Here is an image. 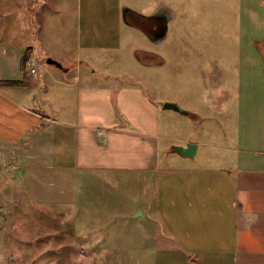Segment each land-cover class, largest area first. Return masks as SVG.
<instances>
[{
    "label": "crops",
    "instance_id": "obj_1",
    "mask_svg": "<svg viewBox=\"0 0 264 264\" xmlns=\"http://www.w3.org/2000/svg\"><path fill=\"white\" fill-rule=\"evenodd\" d=\"M97 1L79 0L76 19L79 15L81 32L88 29L95 14L118 29L124 6V12L129 10L137 19L150 23L164 21L162 15L170 18L165 38L161 32L146 34L156 43L167 39L177 4L183 3L103 0L104 5L97 10ZM243 1L245 14L255 18L251 27L256 32L249 38L264 43V0ZM34 3L0 0V151L5 150V162L0 166H12L13 157L16 164L12 170L24 166L34 169L44 183L31 181L37 188L40 186L34 183L44 186L52 180L49 174L47 181L43 180L42 170L63 174L69 183L78 176L85 181L105 178L116 184L120 175L127 174L136 184H145L151 176L155 193L148 209L156 207L164 228L160 234L165 237L163 245L176 243L167 254L182 255V264H264V152L239 155L237 167H169L179 160L170 159L162 149L164 102L157 101L141 83H117L111 75L103 77L109 76L113 82L97 81L96 69L86 74L80 70L92 67L83 57L84 50H117L119 42L97 45L80 39L75 49L81 55L76 56L69 43L51 39L53 23L49 19L53 17L55 22L56 0H43L41 6ZM43 11H48L46 25L44 19L39 20ZM65 11L67 17L66 5ZM136 18H124V25L143 30ZM41 28L47 31L43 37ZM254 46V57L264 58L257 43ZM49 57L59 60L63 67L48 64ZM36 60L43 67L32 74L30 64ZM25 99L32 100L31 104L26 105ZM257 111L256 118L264 120V100ZM194 116L200 121L198 113ZM188 142L192 141L180 145ZM6 152L12 156H5Z\"/></svg>",
    "mask_w": 264,
    "mask_h": 264
},
{
    "label": "rangeland",
    "instance_id": "obj_2",
    "mask_svg": "<svg viewBox=\"0 0 264 264\" xmlns=\"http://www.w3.org/2000/svg\"><path fill=\"white\" fill-rule=\"evenodd\" d=\"M42 3L35 0L34 5ZM243 3L183 0L170 21L167 39L156 43L147 37L148 32L124 25V6L118 29L95 14L88 29L81 32L79 15L76 19L79 0H56L55 22L50 17L49 32L54 42L69 43L76 56L81 55L75 49L80 39L97 45L118 41L117 50H84L83 57L92 67L80 70L86 74L96 69L97 81L113 82L110 78L114 76L117 83H141L157 101L175 102L200 115L198 121L174 109L163 111L162 149L170 159L179 160L169 167H237L239 155L264 152V120L256 118L264 100V58L252 53L257 40L249 35L256 32L251 27L255 18L245 14ZM103 5L99 0L94 8ZM46 12L39 13L45 25ZM40 32L42 37L47 33L42 28ZM135 48L161 54L164 61L157 64L152 55L151 63H143ZM36 65L39 72L43 64L36 60ZM106 75L111 76L107 79ZM31 102L25 99L26 105ZM187 140L198 145L197 154L181 159L171 151L172 146ZM3 152L0 163L5 162ZM8 152L5 156L11 157ZM10 162L12 166H0V264L183 263L182 255L167 254L176 243L163 245L165 237L160 234L164 228L156 207L148 209L155 193L151 176L145 184H136L127 174L120 175L116 184L105 178L85 181L78 176L69 183L63 174L42 170V179L47 181L49 174L52 180L44 186L34 183L40 186L37 188L34 179L44 183L34 169L12 170L16 160L12 157ZM167 240L171 242L169 237Z\"/></svg>",
    "mask_w": 264,
    "mask_h": 264
},
{
    "label": "water",
    "instance_id": "obj_3",
    "mask_svg": "<svg viewBox=\"0 0 264 264\" xmlns=\"http://www.w3.org/2000/svg\"><path fill=\"white\" fill-rule=\"evenodd\" d=\"M126 12H124V18L127 21L128 19H127ZM256 43H257V41L255 42V45H256ZM47 63L48 64H56V65H58L60 67H63L61 62H59L56 59H53L52 57H49L47 59ZM163 106L166 109H174V110L179 111L180 113L185 114V115H189V116L190 115L191 116L195 115L193 112L182 108L181 106H179L175 102H165ZM197 148H198V145L196 143L188 142L185 145H174V146H172V151L180 154L181 156L192 157L193 158V157H195V153L197 151Z\"/></svg>",
    "mask_w": 264,
    "mask_h": 264
},
{
    "label": "flooded vegetation",
    "instance_id": "obj_4",
    "mask_svg": "<svg viewBox=\"0 0 264 264\" xmlns=\"http://www.w3.org/2000/svg\"><path fill=\"white\" fill-rule=\"evenodd\" d=\"M164 18V21H160V23H150L147 21H143L142 22V27H144L145 29H143L145 32H148V34L150 35H154V34H158L159 32L166 34L167 33V20L169 19L167 15H162V20ZM127 19L129 21H134L135 20V16L128 11L127 14ZM261 47H264V43H262V45H260Z\"/></svg>",
    "mask_w": 264,
    "mask_h": 264
},
{
    "label": "trees",
    "instance_id": "obj_5",
    "mask_svg": "<svg viewBox=\"0 0 264 264\" xmlns=\"http://www.w3.org/2000/svg\"><path fill=\"white\" fill-rule=\"evenodd\" d=\"M128 11L129 10H127L126 14H128ZM129 12H131V11H129ZM132 14L134 15V13H132ZM138 14L142 15L141 13H138ZM142 16H144V15H142ZM143 21L145 22V20H143V19H137L136 23L139 24V25H141V26H143L142 25V22ZM257 45H258V48L260 49V51L261 52L263 51V56H264V47H261L260 46V45H262V42H257ZM136 55H137L138 59L140 61H142L143 63H151L150 62L151 60L149 61V59H153V58H151L152 55H154L156 57L155 58L156 59L155 60L156 61L155 63L161 64L164 61V59H163L164 57L161 56L160 54H156V53L150 52V51H144V50H141V49H139V50L136 51ZM148 56H150V57H148ZM195 115H196V113H195Z\"/></svg>",
    "mask_w": 264,
    "mask_h": 264
},
{
    "label": "built area",
    "instance_id": "obj_6",
    "mask_svg": "<svg viewBox=\"0 0 264 264\" xmlns=\"http://www.w3.org/2000/svg\"><path fill=\"white\" fill-rule=\"evenodd\" d=\"M30 65H31V68H30L31 73L36 74L38 72V67L36 65V62L35 61H32Z\"/></svg>",
    "mask_w": 264,
    "mask_h": 264
}]
</instances>
